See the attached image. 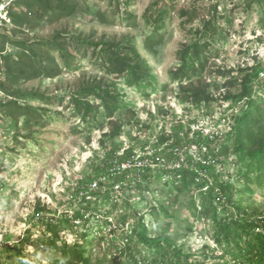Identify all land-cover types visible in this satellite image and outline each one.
I'll list each match as a JSON object with an SVG mask.
<instances>
[{"label": "rangeland", "instance_id": "obj_1", "mask_svg": "<svg viewBox=\"0 0 264 264\" xmlns=\"http://www.w3.org/2000/svg\"><path fill=\"white\" fill-rule=\"evenodd\" d=\"M154 1L136 0L129 7L128 11L137 17L136 28L120 21L103 25L85 13L53 23L33 19L32 24L22 25L15 23L9 14V22L0 30V44L4 43V51L0 52V83L11 90L52 97L57 103L21 101L34 111V116H19L16 123L3 107L12 99L0 88V237L3 235L5 240L0 246V264H56L60 253L49 244L52 240L46 228L49 223L61 228L60 239L56 241L58 247L80 244L91 264H132L130 255L143 260L149 253L146 246L134 252L127 249V235L139 216H143L150 236L154 238L162 233L197 259L202 258L204 246L220 254L213 240L212 221L198 215L201 205L196 189L191 187L178 195L176 191L170 192L172 178L163 169L152 173L147 181L133 169L127 181L114 187L107 202L98 198L88 204L77 193L79 182L116 149L120 155L123 148L131 147L141 156V148L153 145L162 131L192 138L196 133L206 135L216 129L221 136L217 144H224L223 137L232 129L233 116L248 109L247 102H243L231 111L224 97L240 92L239 84L227 86L228 82L240 81L246 75L243 70L264 64V0H172L176 11L162 30L164 43L156 54L145 46L152 32L145 12ZM109 2L86 0L94 11L108 10ZM23 10L14 6L13 11ZM181 10L189 11L190 15L183 17ZM207 23L211 28L210 51L202 56L204 69L188 81L175 82L171 73L180 65L179 50L197 40L204 41L198 32ZM58 34L69 41L76 37L126 45L131 40L148 68V76L138 88L130 87L125 78L110 75L102 45L92 48L86 57L77 55L75 68L63 70L54 78H18L17 74L7 72L4 56L10 57V66L14 68L19 60H25L24 50L11 41H47ZM2 35L7 38L5 41ZM53 54L58 56L57 52ZM112 85L118 87L119 109L109 118L101 108L97 121L85 123L76 111L74 98L97 105L94 97L84 96L83 90ZM197 90H205L216 101L209 107L183 102L181 97L185 93ZM254 98L260 104L264 91ZM233 144V141L228 143L227 156L222 158L223 180L233 183L236 197H242L245 206L260 212L257 218L262 219L264 189L249 185L254 190L252 194L248 184L238 177L244 164ZM186 152L203 159L205 151L191 143L187 144ZM193 198L197 200V212L191 206ZM89 206L93 212L84 224L72 226L66 222L67 212L74 215L80 211L87 215ZM160 206H164L168 215L160 211ZM38 207L45 211L43 219L37 222L34 218ZM153 207L157 209L155 212ZM126 249L128 255L122 253Z\"/></svg>", "mask_w": 264, "mask_h": 264}, {"label": "trees", "instance_id": "obj_2", "mask_svg": "<svg viewBox=\"0 0 264 264\" xmlns=\"http://www.w3.org/2000/svg\"><path fill=\"white\" fill-rule=\"evenodd\" d=\"M136 0H110L109 8L106 11L96 10L87 5L86 0H17L14 6L23 8L21 12H14V6L10 10V16L15 23L30 25L33 19H47L53 23L58 20L72 17L77 13L89 14L97 19L103 25H115L118 21L126 22L129 27H138L137 17L128 11L129 7L134 5ZM176 11V5L172 0H156L149 5L146 10L145 20L152 28L151 35L146 38L145 46L148 51L156 54L164 43L162 30L166 27L167 21L172 13ZM196 14V13H195ZM181 15H190L189 11L181 10ZM210 23L206 28L198 33L205 39L197 40L191 45H185L178 52L180 65L171 73L175 82H183L191 79L204 69L202 56L209 53L210 43L208 42V33ZM18 33V32H17ZM4 41L7 39L5 36ZM16 46L24 50L25 60H19L17 67L10 66V57L4 56L8 63V73L27 79L36 78H54L60 75L63 70L72 71L75 66L77 55L86 57L92 48L102 45L105 54L104 61L107 72L117 79H127L130 87H141L143 81L148 76V68L137 51L132 41L126 45L119 42H90L81 38H69L58 34L52 40L47 41H11ZM4 51V43L0 44V52ZM57 52L58 56L53 53ZM244 78L240 81L231 80L227 86L240 85V92L235 95L229 93L224 97V101L229 102V110L233 111L238 105L247 102L248 109L244 110L241 115L233 116L234 123L231 131L223 137L224 144L220 142V134L215 133L212 137L196 133L192 138L189 135L175 133L168 135L162 131L158 137L160 146H164L165 158L176 161L178 156L175 155L174 149L177 147L195 144L200 151L204 152V157L200 161L195 160L193 156L187 155L186 164L179 169L172 171L163 170L172 178L170 192L184 191L194 187L198 192V200L201 205V211L198 215L202 218L210 219L213 228V240L220 250V254L210 246H204L201 253L202 258L197 259L191 252H185L182 248L177 247L173 240L162 233L158 237L150 236L148 227L144 222L143 216H136L135 225L131 234L127 235V249L134 252L140 246H146L149 251L148 255L140 260L136 255H130L132 264H264V217L257 218L260 212L251 207L245 206V200L236 197V187L230 181H224V174L220 170L225 165L222 160L227 156L228 143L233 141L235 152L240 154L244 169L238 171V177L249 185H255L258 189H264V100L256 104L254 96L259 91H264V64L257 63L246 70ZM230 72H220L221 75ZM150 87V84H146ZM0 88L11 97L3 107L12 114L17 123L18 117L34 116V111L28 106L21 104V101L28 102L31 100H40L47 105L57 103L49 96L38 93L20 92L11 90L0 83ZM85 97H94L98 104H92L90 101L82 98H74L73 103L78 115L85 123L97 121L99 111L104 109L105 114L111 118L115 111L119 109L118 87L98 86L83 90ZM184 103H192L196 107L202 105L210 106L216 99L211 97L205 90L192 91L185 93L182 97ZM219 146H217V145ZM216 145V147H214ZM118 149L105 155L101 164H97L92 174L79 182L77 193L88 192L89 186L93 181L99 180L100 189L96 192H89L99 199L110 200L111 192L117 184L127 181L128 174L124 172L114 173V162L119 164L129 160L134 156V148H129L120 156ZM167 154V155H166ZM149 171V170H148ZM152 173L147 171L143 173L144 179H150ZM165 174V175H166ZM231 179V175L229 174ZM104 178L105 180H103ZM252 189V188H251ZM254 193V190H250ZM83 202L87 201L83 197ZM112 205L117 207L116 202ZM129 205V204H128ZM193 211H198L197 200L193 198ZM89 212L93 209L87 207ZM156 207L152 208L155 212ZM45 209L38 207L36 213L44 212ZM160 211L167 212L164 206H160ZM67 223L74 225V219L87 221L86 215L76 211L73 218L66 214ZM123 224L126 222L123 220ZM46 228L51 233L50 245L52 248L59 249L60 256L56 259V264H91L85 255V250L78 243L72 246L64 244L58 247L56 241L60 239L61 228L58 225L47 224ZM87 241V234L84 235ZM127 249L122 253L128 255ZM131 254V253H130ZM209 260H212L210 263Z\"/></svg>", "mask_w": 264, "mask_h": 264}, {"label": "built area", "instance_id": "obj_3", "mask_svg": "<svg viewBox=\"0 0 264 264\" xmlns=\"http://www.w3.org/2000/svg\"><path fill=\"white\" fill-rule=\"evenodd\" d=\"M17 0H0V30L3 29L6 24L9 22V13L11 8L14 6V4L16 3ZM262 78L264 79V72L261 74ZM217 128V127H216ZM194 131V130H193ZM201 133H204V130H200ZM215 133L219 134L218 131L215 129L213 130V132H211L210 134H204V136H213ZM194 134V133H193ZM195 135V134H194ZM193 137V136H192ZM158 146V149L155 148V146ZM162 148V149H160ZM165 145L164 146H160L159 144V139L158 137H156L155 142L153 143V145H144L141 150H142V155H138L136 154L135 150H134V156L129 159V160H125L123 162H121L120 164L118 162H114L113 165V171L114 173H124L127 172L128 177L129 174H132L133 169L139 172V174H143L144 172H148V173H153L156 171H159V169H163L166 171H172L174 169H179L181 168L184 164H186V159H187V155H190L188 152H186L187 146H182V147H177L174 149L175 151V155L178 156V160L176 161H171L167 158H165V154L163 153L160 154V151H164ZM128 147H125L122 149V154H120V156H122L126 150H128ZM205 151V149H204ZM191 156L194 157L195 160L200 161L201 158L195 156V154H191ZM149 170V171H148ZM103 180H105L104 178H102ZM100 189L99 186V180L97 181H93L90 186H89V191L88 192H79V197L81 201H83V197H86L87 201L90 202H96L98 201V197L95 195L90 194L89 192H96ZM70 216V218H73L74 215H72L70 212H67ZM92 213L88 212V214L86 215V217H90ZM44 217V213L40 212V213H36L35 214V221H40L42 220ZM85 217V218H86ZM80 223L84 224V221L82 219H74V224L75 225H79ZM111 225V224H110ZM5 243L4 240V236L1 235L0 237V246H2Z\"/></svg>", "mask_w": 264, "mask_h": 264}]
</instances>
